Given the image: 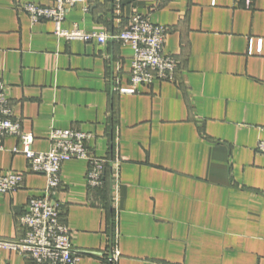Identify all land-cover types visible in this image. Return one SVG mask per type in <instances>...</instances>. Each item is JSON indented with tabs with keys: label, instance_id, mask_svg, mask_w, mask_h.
I'll use <instances>...</instances> for the list:
<instances>
[{
	"label": "crops",
	"instance_id": "obj_1",
	"mask_svg": "<svg viewBox=\"0 0 264 264\" xmlns=\"http://www.w3.org/2000/svg\"><path fill=\"white\" fill-rule=\"evenodd\" d=\"M26 3L54 0H0V80L15 116L34 151H49L53 127L73 128L109 160L95 190L87 160L62 166L56 200L84 252L78 264H109L113 239L116 264H264V0H89L69 10L67 30L118 33L134 14L169 28L176 81L134 94L118 91L131 87L130 44L59 37L52 21H31ZM17 145V136L0 143V173L24 175L0 193V238L12 241L47 186ZM0 264L35 263L0 249Z\"/></svg>",
	"mask_w": 264,
	"mask_h": 264
},
{
	"label": "built area",
	"instance_id": "obj_2",
	"mask_svg": "<svg viewBox=\"0 0 264 264\" xmlns=\"http://www.w3.org/2000/svg\"><path fill=\"white\" fill-rule=\"evenodd\" d=\"M118 1V0H117ZM250 3L251 0H246ZM89 0H54V5L44 6L26 3L23 10L33 23L43 20L52 21L55 34L67 40L96 41L106 44L118 41L130 44L133 49L132 66L129 74L131 87L118 88L121 93H138L143 84L153 85L156 80L176 81L180 61L165 52V42L169 28L154 23L149 17L134 14L126 27L118 33L85 31L75 27L67 30L63 27L69 10ZM86 4L85 10L89 7ZM119 9V6H117ZM17 136L20 145L13 153L23 154L29 162L32 172L44 174L47 186L44 193L32 197L26 210L19 218L24 235L19 240L0 238V249L16 250L35 264H78L84 252L75 249L71 231L62 220V209L56 200L61 186V171L65 162L72 159H84L89 163L87 181L90 190L100 188L105 183V172L109 160L98 156L88 145L91 135L79 129H61L53 127L50 133L51 146L47 152H37L32 148L34 135L23 131L22 121L14 114V106L7 96L6 84L0 80V143L5 137ZM257 150L264 154V140L257 144ZM118 158L116 159V163ZM118 165V164H116ZM117 171L113 174L117 181ZM24 182V175L16 172L0 173V193H13ZM120 258L115 239L107 256L109 264H116Z\"/></svg>",
	"mask_w": 264,
	"mask_h": 264
}]
</instances>
